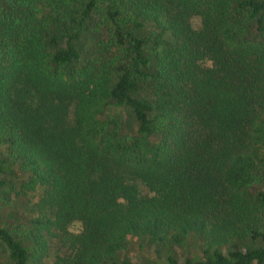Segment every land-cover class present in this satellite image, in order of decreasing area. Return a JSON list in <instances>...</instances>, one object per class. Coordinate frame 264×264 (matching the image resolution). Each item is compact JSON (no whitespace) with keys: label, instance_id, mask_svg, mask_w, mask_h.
I'll return each instance as SVG.
<instances>
[{"label":"trees","instance_id":"obj_1","mask_svg":"<svg viewBox=\"0 0 264 264\" xmlns=\"http://www.w3.org/2000/svg\"><path fill=\"white\" fill-rule=\"evenodd\" d=\"M1 146L8 264H264V0H0Z\"/></svg>","mask_w":264,"mask_h":264},{"label":"rangeland","instance_id":"obj_2","mask_svg":"<svg viewBox=\"0 0 264 264\" xmlns=\"http://www.w3.org/2000/svg\"><path fill=\"white\" fill-rule=\"evenodd\" d=\"M191 25L194 29H198L200 27V19L198 17H193L191 19ZM0 151L5 152V147L1 146ZM69 230L71 232H74V233L78 232L80 230V224L78 222L72 223L69 227ZM55 251H52L51 254L49 255V257L47 259L48 262L52 261L54 255H55ZM128 255L133 261H136V262L141 261L143 259H154V260H156L155 254L151 248L140 249V248H138L137 243L134 241L131 243V245L129 247ZM158 262H159V264H162L161 260ZM0 264H8V255L4 250H2V248H0Z\"/></svg>","mask_w":264,"mask_h":264}]
</instances>
